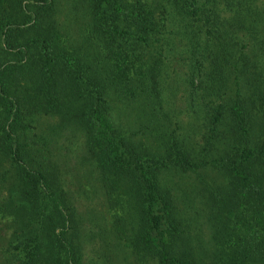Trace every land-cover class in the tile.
<instances>
[{
	"label": "trees",
	"instance_id": "obj_1",
	"mask_svg": "<svg viewBox=\"0 0 264 264\" xmlns=\"http://www.w3.org/2000/svg\"><path fill=\"white\" fill-rule=\"evenodd\" d=\"M61 1L0 0V264H82L96 236L39 116L82 135L130 264H264V0H64L86 21L76 46L62 39ZM176 56L200 106L182 129L165 124L160 99ZM121 100L138 104L129 131L113 114ZM171 172L197 176L205 241L188 231Z\"/></svg>",
	"mask_w": 264,
	"mask_h": 264
},
{
	"label": "rangeland",
	"instance_id": "obj_2",
	"mask_svg": "<svg viewBox=\"0 0 264 264\" xmlns=\"http://www.w3.org/2000/svg\"><path fill=\"white\" fill-rule=\"evenodd\" d=\"M78 3V2H77ZM82 5V2L79 3ZM68 5L62 0L58 6L59 13H56L62 28V39L66 44L80 45L81 39L86 35L85 25L82 16L83 10L76 4L73 10L68 12ZM86 20V18H84ZM79 42V43H78ZM82 42V41H81ZM177 52L179 49L176 50ZM166 70L168 75L163 79V92L161 94L162 112L169 119L165 123L169 128H185L191 121V117L199 115L200 106L190 98L196 94L190 95V87L184 80L186 65L184 60L179 56L170 57V64ZM186 85V86H185ZM125 100L112 101L111 106L114 116L119 118L121 128L129 131L134 124L137 116L138 104L130 102L125 104ZM39 130L50 135L51 146L50 152L53 160L60 166V178L63 189L71 197V203L74 206L81 228L90 229V233L96 234L89 240H84L85 245L82 247V264H130L129 257L123 250L110 240L107 232L108 215L103 207V202L99 194L98 182L95 179L96 174L90 170L85 159L83 148V138L75 127H64L54 116L37 117ZM197 123L199 120H196ZM164 123V121L162 120ZM60 124L62 128L52 129L48 125ZM149 135L150 131L147 132ZM149 135L143 136L138 134L135 139L141 143L151 144L152 140ZM169 185L174 186V193L177 198L184 201L183 206L179 209L181 214L189 219V233L195 241L201 238L205 241L208 237V227L205 219V207L200 198V183L194 173L176 174L171 172L168 176ZM79 213V214H78ZM100 238V240H99ZM108 238V242L104 239ZM103 242V244H102Z\"/></svg>",
	"mask_w": 264,
	"mask_h": 264
}]
</instances>
